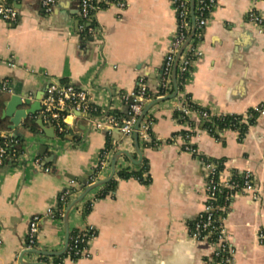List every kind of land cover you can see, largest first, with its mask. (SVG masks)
<instances>
[{"label": "crops", "instance_id": "1", "mask_svg": "<svg viewBox=\"0 0 264 264\" xmlns=\"http://www.w3.org/2000/svg\"><path fill=\"white\" fill-rule=\"evenodd\" d=\"M126 1L123 11L100 9L94 19L97 32L89 38L80 31V0H57L51 13L44 11L43 0H21L18 22L0 19V77L10 80L15 93L33 102L53 81L73 83L88 89L98 109L68 117L63 134L51 136L38 123L33 130L25 120L13 130L20 139L18 158L0 165V264H57L60 257L62 264H203L213 245L193 239L190 226L206 202L207 161L223 164L222 181L234 171H250L264 184V109L243 139L234 129L218 128L215 136L195 113L176 115L187 98L215 114L246 115L264 105V34L248 19L251 10L264 16V0H217L201 30L203 56L182 89L173 80L165 96H176L146 114L154 121L158 145L140 135L136 144L134 134L116 140L119 135L109 136L96 125L124 108L123 94L134 92L141 76L151 94L145 106L162 98L157 94L163 66L177 29L173 1ZM2 119L10 129V118ZM187 133L191 138L186 140ZM109 140L110 162L98 181L111 175L112 158L122 152L112 177L115 185L109 191L105 184L91 190L70 212V236L90 225L97 228L92 256L67 258L64 218L41 220L36 248L26 249L32 217L57 206L63 189H79L82 178L88 183ZM188 140L197 154L184 150ZM35 157L51 171L38 168ZM122 169L142 170L149 181L122 177ZM219 220L236 247L235 264H264L258 236L264 229V203L234 195ZM36 250L65 251L41 257Z\"/></svg>", "mask_w": 264, "mask_h": 264}, {"label": "built area", "instance_id": "2", "mask_svg": "<svg viewBox=\"0 0 264 264\" xmlns=\"http://www.w3.org/2000/svg\"><path fill=\"white\" fill-rule=\"evenodd\" d=\"M57 0H43L42 7L46 13H51ZM177 16V29L170 48L168 50L161 77L158 97H164L173 89V69L176 58L185 45L177 68V82L184 84L190 74L195 62L203 56V51L199 46L201 41V30L206 26L209 15L217 6V0H195V22L191 10V0H172ZM21 0H0V19L8 23H16L19 20ZM105 6H115L118 10L123 11L127 7L126 0H80V16L82 25L81 33L87 36H93L97 32L94 25V19L97 12ZM248 19L255 24L259 33L264 34V16L251 10ZM196 26V28H195ZM188 42V44H186ZM9 66L15 67L13 61L7 62ZM178 85V86H179ZM0 89L9 93H15V90L6 78L0 77ZM123 100L130 106L129 117L119 118L114 114H109L104 120L96 122L98 128L111 135L114 129H119L125 136H131L136 131V123L143 112L144 106L151 99L146 76L139 78L137 89L128 94H123ZM256 112H261L264 105L253 108ZM98 109L91 104L89 91L85 87L73 83H61L58 81L51 82L44 92L41 100V109L37 112L36 117L43 120V123L54 127L55 131L63 134L68 129V117L77 114H89L96 112ZM177 111L181 112L183 118L189 117L195 113L204 122L208 121L211 115H228L215 114L208 110H198L189 98L179 105ZM233 115V114H230ZM249 118L248 113L244 115V122ZM242 121V122H243ZM154 121L150 117H145L140 123L138 129L139 135L144 140H149L158 145V138L152 134V125ZM241 138V133L239 129ZM245 137V136H244ZM191 134L187 133L185 139H190ZM20 139L15 135L12 129L0 130V165H5L9 161L18 158ZM184 150L197 154V149L189 142H186ZM112 151L106 147L100 156L99 165L90 177L87 186L93 185L99 179L102 171L110 162ZM34 163L38 168L49 172L51 167L43 165L41 157H35ZM207 197L203 210L195 218L190 226V235L195 240H206L213 245L211 256L205 258L203 264H235L236 247L232 243L225 226L219 220V214L229 204L234 195L247 194L254 201L264 203V184L256 182L252 172L234 171L230 177L222 181V168L217 162L207 161ZM73 182V181H72ZM81 189L65 188L57 195V206L50 207L40 215L32 217L28 232L26 249H34L37 245L39 224L41 220L47 218H64L68 202L75 195L79 194ZM224 195V196H223ZM224 197V203H220V197ZM98 231L95 226H87L83 229L76 230L69 239L66 256L71 260L91 257V244L97 237ZM259 240L264 243V229L259 231ZM1 242V238H0ZM42 257L43 255L40 254Z\"/></svg>", "mask_w": 264, "mask_h": 264}, {"label": "water", "instance_id": "3", "mask_svg": "<svg viewBox=\"0 0 264 264\" xmlns=\"http://www.w3.org/2000/svg\"><path fill=\"white\" fill-rule=\"evenodd\" d=\"M191 10H192V15H193V20L195 22V0H191ZM196 28V26H195ZM188 44V42L186 43ZM185 45L182 47L181 51L179 52L175 64H174V69H173V80L175 85L177 86V68H178V64H179V60H180V55L184 49ZM176 96V92L172 93L168 96L162 97V98H158L155 99L154 101L148 103L144 109L142 114L140 115L137 123H136V131L134 133L135 136V140H136V144H138L139 141V132L138 129L140 127V123L143 120V118L145 117V115L149 112V110L157 103L167 100V99H171L173 97ZM41 100H42V96L41 97H36L35 101L32 102V100L28 97V95L25 94H20V93H14L11 95V97L5 102V109L3 111V115L2 117H9L10 118V126L9 128L12 130H16L22 123L24 120L30 118V117H35L37 112L41 109ZM29 104L30 106L28 108L23 107L24 105ZM37 123L39 124V126L45 131L48 132V134H50L51 136L54 135L55 133V129L54 127H47L44 123L43 120L38 118ZM113 135H115L116 137L119 135V137L116 138V140H119L123 135V132H121L119 129H114L112 132ZM42 148L45 150H47V146L44 145L42 146ZM43 152V154H44ZM126 154V153H125ZM122 155V152H118L113 158H112V173L109 177L105 178V179H101L99 181H97L96 183H94L93 185L90 186H85L87 184V180H84V178L81 179V181L83 182V184L80 186L79 189H83L80 193V195L74 199L71 204L68 206V209L65 213L64 216V221H65V227H66V246L69 243V239H70V225H69V219H70V212L71 210L80 202L82 201L85 196L93 189L108 183L113 175L115 174V168H116V164H117V159L118 157ZM38 253L40 254H46V255H50V256H54V255H61L63 252H42L39 250H36ZM24 264V263H22ZM28 264H34V263H28ZM36 264H40V263H36Z\"/></svg>", "mask_w": 264, "mask_h": 264}, {"label": "trees", "instance_id": "4", "mask_svg": "<svg viewBox=\"0 0 264 264\" xmlns=\"http://www.w3.org/2000/svg\"><path fill=\"white\" fill-rule=\"evenodd\" d=\"M82 34H83V37L89 38V36H87L85 33H82ZM180 88L182 89V85H180ZM9 98H10V93L0 89V130L8 129V125H7L8 121L7 119H2V114L5 108V102ZM193 104H194L195 109L210 111L209 109L196 105L195 103ZM129 111H130V106L124 102V108L122 110L114 111L113 114L119 118H127L129 117ZM176 115L182 117L180 111H176ZM248 115H249V118L247 122L243 121L244 115H238V114H233V115L228 114V115H221V116L211 115L209 120L205 122L204 128L210 130V132L213 133L215 136H218L216 134V129L218 128L219 129H234V130L238 128L241 133V139H243L248 131L249 126L256 122V119L259 116V112H256L254 109H250L248 112ZM24 125L25 127L32 128L33 130H36L39 127L35 118L26 119L24 122ZM150 143L152 144L153 142H150ZM108 144H109L108 148H110V145H111L110 140ZM220 168H223V164L220 165ZM146 169H148V167H146ZM119 175L122 177L135 176L142 181H145V182L149 181L148 178H144L142 170L141 171H130L129 169H122L119 171ZM90 180L91 179H89V181ZM114 185H115V181L114 179H112L111 181L105 184V190L109 191ZM223 196H221L219 200L221 204L224 203ZM63 259L64 257L57 258V264H62Z\"/></svg>", "mask_w": 264, "mask_h": 264}]
</instances>
